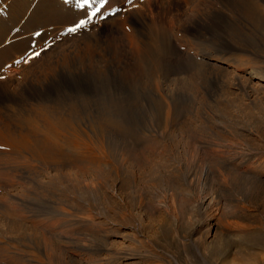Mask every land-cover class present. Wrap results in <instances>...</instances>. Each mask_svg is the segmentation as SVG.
Here are the masks:
<instances>
[{"label":"rangeland","instance_id":"1","mask_svg":"<svg viewBox=\"0 0 264 264\" xmlns=\"http://www.w3.org/2000/svg\"><path fill=\"white\" fill-rule=\"evenodd\" d=\"M41 1L42 0H0L1 32L6 31L9 34L13 32L17 34L23 33L17 38V41H20L36 36L34 35V32L39 31L41 33L43 31H47L45 32L47 33V35L39 40L36 44L32 43V47H29L25 51L18 53L17 56H11L10 59L5 60V62L0 67V70L5 67V65H10L6 70V73L4 74V77H6V79L11 78L14 81L23 80L24 72L28 68L31 69L35 67L38 62L43 64L47 60L46 55H48V52L50 50L53 51L57 48V50H55L54 52L61 51L63 47H65L61 46V44L65 40H81L82 38H84L85 41L83 43L89 42L93 33L101 29L99 27L103 22L105 23H103L102 25L112 24L116 21V23H120L123 30L125 31V40L128 43L133 42L134 35L138 34V27H136L135 24H131L126 20L124 22H121L120 18L116 16L118 14H122L121 12H118L115 15H109L107 16V19H101V14H103L104 11L108 10L107 6L106 9L102 10V13L99 14L98 17L93 18L91 23L81 29H78L76 32H69L67 30L68 28L74 27L75 23H78L79 20L87 18L82 14L85 13L87 9H78L75 6V0H56V6L59 8L58 10L60 12L59 14L64 16V18H62L63 23L50 27H45L44 23H41L38 26H43V30H36L38 26H36L37 18L34 16V11L37 4L41 3ZM213 1H217L215 2L217 8L214 7L213 10L209 9L208 7L209 12L207 11L204 13V16L207 17V20L204 17L205 20L203 19L200 22V25L202 24L201 26H203V28L205 27V31L208 29V32L203 35V37L205 36V38H203V40L205 41L203 42L208 43V46L213 44L211 47H214L217 52H221L224 55L226 54L230 57H237L239 55L245 56L246 54H248V57L250 56V58L252 57L257 60H259L260 58L259 62L262 61L264 63V27L263 29H260V26L264 25L262 23L264 19V17H262L264 14L262 13H264V9L261 6L262 4L264 5V2L260 0H252V2H248V0H233L228 3L223 0ZM114 7L118 8V6ZM230 11L232 12L230 13ZM260 11L263 12L260 13ZM255 12H257L259 15L257 13L255 15ZM253 14L256 17L251 16ZM223 15L224 17H222ZM237 15H239L238 18ZM259 18L262 19L261 24L259 22ZM248 19L252 24H250ZM226 21L228 22V24L226 23ZM254 21H257L258 23L256 22V24H254L253 26ZM241 22H243L244 26L246 25L245 30ZM97 24H100V26H97ZM224 24L227 25L226 28ZM230 24L231 27H229ZM239 24H241V27L239 26ZM259 24L260 26H258ZM256 25L258 26L257 30L260 35H258L257 30H255ZM248 27H251L252 29L255 27L253 29L255 32L251 28V30H249ZM53 28L55 30L51 31V29ZM25 29L26 32H24ZM238 30H241L240 33L238 32ZM242 32H248L246 34L247 36ZM252 32H254V34ZM213 33L214 35H212ZM236 33H238L240 37H238L239 35ZM243 35L246 39L243 37ZM256 36L261 39L259 40ZM189 37L190 36H187L189 40L191 39V41H193V39ZM213 37L214 41L210 40ZM255 40L257 41L255 42ZM216 42L219 45L223 44V48L221 46L219 47ZM188 45L190 46V52L194 55L195 59L197 58V61H200L202 59V61L206 59L213 60V58H209L203 51H201L199 54V51L196 50V46L194 45V43L191 42ZM234 46L237 49L239 48L238 50H240V52H243L244 55L240 52V54H238V50ZM248 48L251 50V52ZM182 49L185 50L184 47ZM216 50L212 49L209 51ZM252 50H254L255 52H253ZM258 52H262L263 54L261 55ZM36 53H39V55H35ZM255 55H257L258 57ZM192 59H194L193 56ZM17 61H19V63H17ZM131 61H134V58H132ZM128 63L129 62L127 61V66L123 63H120L121 66L120 64H117V67L116 63L115 65H106V69L104 68L103 70H100L101 72L99 70L95 71L93 69H85L81 73H73L74 76L72 74L68 77L59 78L57 79V82H59L62 91H65L64 93H73L76 101H78V103L76 102V110H78H75L74 115H76L72 117L73 119H75V124L80 118L82 119L81 121H79L81 123L78 122L76 124V128H78L76 130H79L78 132H81L82 128H86L85 130H88L86 125L84 124L90 121L91 124L93 122H96L93 123L94 125L92 124V126H94L92 127V130H95L97 135L101 134V131H99V129L102 130L106 126L105 131H102V137L105 138L107 136L109 138L103 139L105 142L106 140L107 142L109 141V143L112 142L110 147L113 150L119 151L116 150L118 147L117 143L119 145L120 142L121 149V145H124V143L127 144V142L130 141L131 144L133 143V149H137L138 151H135L141 154V156H144L143 160H130V162L127 161L128 163H125L126 168L125 166H123L117 172L116 165L110 167L111 165H108L105 162H100L98 164V158L95 157V159H92L91 154L85 156V154L87 153L84 152L85 149H83L82 147V152L81 149L78 151L75 150L76 154L79 153L78 155L81 156V154L83 153L86 157L85 158L82 155V161L85 158L84 162L90 163V165L89 163H79L80 156L78 157L77 155V160L79 158V162H77L79 164V167H76V170L78 169L76 172L79 173V175H76V179L79 176V181L83 180L84 182V180H86L87 182H90L89 185L92 184L93 187H96L95 189H91L92 192L89 191V195L87 194V190L83 193L80 192L84 190L82 189V187H80L82 190L79 189L80 191H78L81 194L75 192V195L77 194L76 201L78 202V208H76V210H78L79 214H77L76 211L77 215L75 214V221L72 223V226H69L72 228V230H70L71 232H73L72 235L70 234V232L69 237L67 235L68 233L59 231L58 235H60L61 232H64L63 234H61V236H65L61 237L57 235L59 240L61 239L59 241L57 237L55 238L52 235L53 232L51 233L52 236L48 234L53 239L55 238L52 241L53 243L56 242L55 244L59 246L60 250L57 249V246L55 249L58 250V252H51V254L46 255L50 252V250L49 248L44 247L48 244L44 239L42 240V238H44V235L47 236L45 232H42L44 233V235L42 233H38V231L36 232V230L39 228L38 226H36L37 229L34 227L36 230L32 227L31 231V227L29 226L27 228V230L29 229L28 232L26 233V229V231H24V233H26L27 235H21L23 231L22 233L20 232V229L22 230V228L17 222L19 220L16 217L12 216L10 218V222L6 224V219H4L2 215H0V236L2 235L1 237L5 239L3 234L5 232L6 234L9 232L11 234L8 233V235L12 240L10 243L12 245L8 243L9 250L11 251H9L10 253L8 252L9 254L7 253L5 257H0V264H9V262L11 263V260L12 262L14 261L18 264H24V262L25 264L26 262L27 264H29V261L33 264H41V260L45 261V263H43L44 261H41L42 264H177L174 260H170L167 257H164L162 252L174 254L180 264H264V168L260 169L262 170L260 174L242 173V175L240 174V171L236 170L235 168L233 169V166L225 159L214 156L210 157L211 154H209L210 149L213 148H231L233 151H237L236 156H238L237 158L240 159L244 158L246 160V158H255L259 155H262L264 158V85L258 83H256V85L249 83V81L252 79L251 73H249L250 71H248L249 69H243L242 67L240 68V66L237 67L234 65H228L227 63L223 62V68L217 69L215 67V70L213 69L212 71L209 66H207V68L206 66L202 65H198L197 67H195V65L192 66V64H190V69L187 67V76L189 78L187 77V80H185L187 82V86H184L186 82L183 80L181 82L179 80L175 81L176 84L175 82L172 83V86L173 84H175L174 86L176 90H172L175 95L173 93V95H171L172 97H162L161 94L159 95L154 89L159 78L156 71L148 64L147 66H145L146 64L144 65L145 69L144 67L138 69L136 63L135 66L132 67H129ZM262 68H264V66ZM192 69L194 71H197L194 72ZM119 70L120 72H118ZM139 70L141 71V73ZM142 70H144V76L141 75ZM190 71L191 73H193V75L194 73L195 75L197 74V76L194 75L196 78L192 76ZM209 71L211 72L209 73ZM214 71H216V73ZM227 71H229V73ZM184 73H186L185 69L184 71H179V74ZM139 74L140 76H138ZM213 74L217 75L213 76ZM107 75L109 77H107ZM131 75L134 76L131 77ZM201 75H203L205 78H203V76ZM117 76L121 78L120 82L118 81L119 78ZM191 76L197 81H193V79L190 78ZM247 76H249V78ZM206 77L209 79H207ZM113 78L116 79L113 80ZM133 78L136 79L134 80ZM189 79L192 80L190 81ZM216 79H220L221 81H217ZM101 80L104 82H102ZM129 80L130 82H132L131 80H133L132 84L129 82ZM116 81L120 83V86ZM138 82L143 83H140L139 86L137 85ZM201 83L203 85L206 84L204 85L206 88L205 92L203 90L204 86H202ZM123 85L125 89L122 88ZM125 85H130L131 88H128ZM146 85L148 86V88L150 87V90ZM176 86L180 87V89ZM183 86L187 89L183 88ZM97 88H99V90ZM181 88L183 89V91L181 90ZM102 89H104L105 92H102ZM108 89L110 90L108 91ZM118 90L120 93L117 94ZM13 92L16 93V91ZM101 93L104 94L102 95ZM112 93L116 94L115 97ZM105 94L106 97L108 96V99L103 97ZM118 95L120 96L118 97ZM181 95L183 96L181 97ZM111 96H113V98ZM122 96L124 98H122ZM92 97H94V99ZM95 97L97 99H95ZM128 97L129 102H127ZM172 98L174 100H172ZM123 99V104H125L124 106L122 105ZM83 100L86 102H84ZM88 100L89 102H87ZM84 104L86 105L84 106ZM96 104L99 106H97ZM132 104H134V106ZM117 105L119 107L118 109ZM83 107L85 109L88 108L87 110L90 111H87L88 113H86V110H83ZM168 108H171L172 110H169ZM119 109L120 113L117 114L116 111H118ZM109 110H111V112ZM167 111L172 112H170V114ZM76 112L80 115L78 116ZM89 115H92L93 117H90ZM77 116L81 117L78 118ZM75 117L78 118L77 121V118ZM103 118H106L105 120L107 121L104 122ZM99 119H102L101 122ZM98 122L100 124H105L100 125ZM107 124L109 127L108 129H106ZM77 125L79 127H77ZM82 125H84V127H81ZM96 125H98V128L99 125L105 126H102V128L98 129ZM117 127H120L121 131L120 128L118 129ZM94 132H92L93 135ZM121 133L125 135L127 137L126 139L128 140L123 138V141L122 137L125 136H123ZM64 135L61 134V137ZM119 135L121 138L119 137ZM62 138L60 139L61 141ZM120 139H122L121 141L123 143L119 141ZM64 142L66 144H64ZM51 145L53 146L52 151L56 152L58 155L60 154L61 156L66 158H70V156H73V151H71L73 149L70 148L65 138L61 143L59 141L57 144L52 143ZM129 145H126V147L128 146L131 149V146ZM1 147L2 146L0 144V149ZM126 147L124 148L126 149ZM190 147L196 148V151H198L199 153L195 154L196 156L194 155L193 157H191L189 155V150H191ZM87 159H92L93 162L88 161ZM94 160H96L98 165L95 164L96 162ZM14 162L20 163L16 160ZM80 164H82V168L80 167ZM84 164L89 165L88 167L86 166L87 168L85 167L88 171H86V169L84 168ZM0 169H3V166H1ZM177 180L179 183L177 182ZM182 184L183 187H186L187 190L182 187ZM177 185L179 186V188L182 187L180 191L184 189L183 197H187L191 200L190 204H187V208L183 207L182 209L177 205L179 203V188ZM174 189H176L178 193ZM213 192L215 193V195H217L215 196L214 194H212ZM208 194H212L216 197V201L214 200L212 205L215 208L217 206V209L219 208L217 216L213 217L210 220V230H207V228L205 227V222H207V220H205V222L204 220H202L199 214L200 207H198L199 205L196 201V199H200ZM77 196H79L78 199ZM46 199V201L33 200L32 203H29L30 212L37 211L38 213V210H40V215L39 213L35 214L33 212V214L39 215V218L40 216H43V214L44 217L47 215H49L48 217H50V215L53 216L52 212L54 211V214L57 215V218H60V215H62L61 217H64L65 211H61L64 209L63 207H68V204L65 203L66 201H61L62 203H58V205L62 206V210L60 208L61 206L58 207L60 208V212H58L55 208L57 204H55V206L53 207L54 201L55 203H57L55 198L52 197V199ZM86 199L89 200L90 205ZM50 201H52L51 204L53 203V205L50 204ZM171 202H174L175 207L177 209L180 208L178 210H181V216L178 222L174 221L167 215L164 207L156 210L151 208L152 203L165 204ZM41 203L43 204V208L41 206ZM46 203L48 205L50 204L49 207ZM34 205L35 208H33ZM88 205L91 206V208ZM46 206L50 209H48ZM83 206H88L90 208L89 210H92V212L88 214V216L85 214L88 210H86V212L84 211L85 216H82ZM32 208L33 210H31ZM51 208L54 210L52 211ZM41 209H43V211ZM47 210H50L49 212L51 214ZM194 210L196 211V213ZM41 211H45L49 214L42 213ZM90 211H88L87 213H89ZM192 211L196 215L195 218L191 217ZM76 216L79 217L77 218ZM88 217H91V222L85 223L86 221L90 220ZM29 223L31 224V226L33 225L31 220L29 221ZM1 225H5L4 229L7 230L8 228H10L11 230L9 229L8 231H6ZM12 230L14 231V233L12 232ZM43 230L46 231L45 228H43ZM29 231L34 232L35 234H28ZM39 232L41 231L39 230ZM37 233L41 238L37 237ZM54 233L57 234L58 232ZM32 238H36L37 240H39V243H44L46 245L42 244L41 246V244H38L37 240H33ZM143 238L151 240L155 251L146 246ZM1 239L0 248L4 247V244L7 243L5 240L2 239V241ZM63 239L67 240L64 241ZM30 240H33V242ZM34 241L37 242L35 243ZM61 241L65 243H62ZM68 243H70L71 246L68 245ZM194 244L197 246H195ZM38 245L42 247V251L46 249L47 252H42L41 247H38ZM32 247L36 250L39 248V250L41 251H39L40 253L46 254H42L43 256L41 254V256H37L36 254H39L38 250V253L34 249V251H30ZM67 247L71 250H68ZM196 247L201 250L200 253L196 252ZM32 251L33 257L31 256ZM59 251L61 252V255ZM19 252L22 255L19 254ZM13 254L14 256L16 255L15 257H18L19 260L16 259ZM46 256H49L50 259L52 258L51 256H53V263L51 262L49 257L47 258ZM8 257H12L9 262ZM19 257L21 259H24H22L23 263L20 262ZM27 257H29L30 259ZM42 257H44L46 260L44 258L42 259ZM4 258H6L5 261ZM13 258H15V260H13ZM31 258H34L33 261ZM35 258H37L38 260L41 259L38 261L39 263L36 262L37 259ZM16 260L19 262H17Z\"/></svg>","mask_w":264,"mask_h":264},{"label":"bare ground","instance_id":"2","mask_svg":"<svg viewBox=\"0 0 264 264\" xmlns=\"http://www.w3.org/2000/svg\"><path fill=\"white\" fill-rule=\"evenodd\" d=\"M223 1H226V3H228V2H231L233 0H223ZM257 1H259V0H257ZM260 1L264 2V0H260ZM215 2H217V1H213V0H144V1L133 0V4L128 5L127 0H111L110 3H111L112 7L118 6V8L127 9L126 11H120L122 14L116 15L120 18L121 22L122 21L124 22L126 20L129 23L135 24L136 27H138V34L134 35L133 42H131V43L129 42L130 44L125 40V31L123 30L120 23H116L117 22L116 21L115 23H112V24L102 25L103 23H105V22H103V23H101L102 27L100 26V24L99 25L97 24V26H100L99 28H101V29L99 31L93 33V35L91 36V40H89V42L83 43L85 41L84 38H82L81 40H78V39L69 40V41L65 40L61 44V46H65V47H63V49L61 51L54 52L55 50H57V48L54 49L53 51L50 50L48 52V55H46L47 60L43 64L38 62L35 65V67H33L31 69L28 68L24 72L23 80H21V81H14L11 78L6 79V77H4L6 70L10 66L9 64L5 65V67H3L0 70V114H2V115H0V144L3 147V148L1 147V149H0V167L3 166V169H0V215H2L4 217V219H6L5 220L6 224H8L10 222V220H11L10 218L12 216L16 217L19 220L17 222L20 224V227L22 228V230L19 228L20 232L22 233V231H23V233L21 235H25L28 232L29 229L27 230V228L29 226L31 227V231H32V227L36 228V226H38L39 228L40 227L42 228V229L36 228L37 230L35 228L34 229L36 230V232L38 231V233L45 232V234H47V236H46V235H44V233H42L44 235L43 236L44 238H42V240L44 239L46 241V243L48 244L47 245L48 247L47 246H44V247L49 248L50 252L47 254L46 253H44V254L40 253L43 250L41 247L42 244L43 245H46V244L39 243V240L36 239L37 237L41 238V237H39L38 233H37L38 236L36 238H34V239L32 238V239L37 240L38 244H41V246L38 245V247H41V251L38 248L37 250H38V252L39 251L40 252H39V254H36L37 250L33 247H32V249H30V251L34 249L36 251L35 254L37 256L40 254L41 255L42 254L43 255H45V254L49 255V254H51V252H53V253H55L56 251L58 252V250L55 249L58 245L55 244L56 242L53 243L52 240H54L57 237V235L59 234V231H64L65 233H68L67 234L68 236L70 234L72 235L73 232L70 231V230H72V228L69 226H72L73 225L72 223L75 221L76 211H77V214H79L78 210H76V208H78L77 207L78 202L76 201V195L77 194L75 195V192L78 194H81L78 191L84 189L83 191H80V192L83 193L87 190V194H88L89 191L92 192L91 189H93V188L95 189V187H96V186L93 187L92 184L89 185L90 182H87L86 180H84V182L86 181L85 183L83 182V180L79 181V179H78V178H80L79 176L77 178L78 180L76 179V177H77L76 175L77 174L79 175V173L76 172L78 170V169L76 170V167H79L78 166L79 164L77 163V162H79L78 161L79 158L77 160V155L79 153L76 154L75 150L78 151L81 149V152H82V150L85 149L84 152L87 153V154H85V156H88L91 154L92 159H95V157L98 158L99 161L96 159L98 161V164L100 162L101 163L105 162L106 164L111 165L110 167H113L114 165H116V168H117L116 171L117 172H118V170H120L123 166H125L128 163L127 161H129V162H130V160L131 161H133V160L141 161L144 158L143 155L141 156V154H139L135 151L137 149H135V150L133 149V146H132L133 143L131 144L130 141L127 142V144L124 143L125 146L121 145V147H122L121 149H120V142H119V145L117 143L118 147L116 150H119V151L113 150L110 147L112 142L109 143V141L107 142V140H106V142L104 141V139H109V138L107 136L105 138L102 137V135H103L102 131L103 130L105 131L106 126L104 125L105 126L104 127L102 125L104 127V129H102V130L99 129V128H102V126H100V125L105 124V123L100 124L98 122L100 124L99 128H98V125H96V127L99 129V131H101V134H100L101 136L99 134L97 135L95 130H94L95 132L92 130V127H94V126H92V124L96 123V122H93L91 124V121H90V122L84 124V125H86L88 130H85L86 128L85 129L82 128L83 132L81 131L82 132V137H81V132H78L79 130H76V129H78V128H76V124L82 120L80 118L81 116L78 117L80 114L76 112L78 114L77 117L80 118L78 120V118L75 117V118H77L76 121L78 120L76 122V124L74 121L75 119L72 118L73 116L76 115V114L74 115V113H75L76 106H77L76 102L78 103V101H76L73 93H64L65 91L64 92L62 91V88H61L59 82H57V79L62 78V77H68V76L72 75L73 73H79V72L81 73L85 69H87V70L93 69L95 71L96 70L100 71V70H103L106 65H111V64L115 65V63H116V67H117V64H120V63H123L126 65L127 61L129 62L128 63L129 67L135 66V63H136L138 66V69H141L142 67H144V69H145V66H147V64H148L156 71L157 75L159 76L158 82H156L157 85L154 88L155 91L159 95L161 94L162 97H165V96L166 97L167 96L172 97L171 95H173V93H174L172 90L175 89L174 85L176 84L175 81L179 80L181 82L182 80L183 81L187 80V77H188L187 76V74H188L187 73V67L190 69V67H189L190 64H192V66L195 65V67H197L198 65H202V66H206V68H207V66H209V68H211L213 71V69L215 70V67L217 69L223 68L224 65L222 63L225 62L228 65H234L237 67L240 66V68L242 67L243 69L244 68L249 69L248 71H250L249 73H251V76H252V79L251 80L249 79L250 80L249 83H252L255 85H256V83L264 85V68H262L264 66V63L262 61L259 62L260 58H259V60L254 59L252 57L250 58V56L248 57V54H246L247 56L246 55L245 56L239 55L237 57H230V56H227L226 54L225 55L222 54L221 52L220 53L217 52V50L214 47H211L213 44L208 46V43L203 42V41H205V40H203V38H205V36L203 37V35L206 34V32H208V29L205 31L204 30L205 27L203 28V26H201L202 24L200 25V22H201V20L204 19V17L207 20V17L204 16V13L207 11L209 12L208 7H209V9H213L214 7L217 8L216 7L217 5ZM248 2H252V0H248ZM222 4H224V3H222ZM225 5H227V4H225ZM261 6L264 9V5L262 4ZM224 7H226V6H224ZM58 9L59 8L56 6V0H42L41 3L37 4L36 9L34 11V16L37 18L36 26H38L41 23H44L45 27H48V26L50 27L53 25L63 23L62 18H64V16L59 14L60 12ZM263 9H261V10H263ZM231 12L232 11H230V13ZM257 12H255V15ZM262 12L260 11V13H262ZM230 13H229V15H230ZM235 14H237V13H235ZM262 14H264V13H262ZM224 15L222 17H224ZM247 15H249V14H247ZM255 15L253 14L251 16H255ZM116 16H115V18H116ZM238 16L239 15H237V18H238ZM262 17H264V15ZM213 19H214V17H213ZM259 19H257V20H259ZM221 20H223V19H221ZM255 20H256V18H255ZM261 20L262 19H260V21H259L260 24H261ZM238 21H239V19H238ZM245 21H243V22H245ZM243 22H241L242 26H244ZM249 22H250V20H249ZM256 22L255 21L253 22V26H254V24H256ZM226 23L228 24L227 21H226ZM262 23L264 24V19H263ZM250 24H252V23L250 22ZM260 24L258 26H260ZM237 25H238V23H237ZM249 25H247V26H249ZM97 26H95V27H97ZM226 26L227 25H225V28H226ZM239 26L241 27V24H239ZM245 26H244V30H245ZM258 26L256 25L255 26L256 28L254 27L255 30H257ZM229 27H231V24L229 25ZM260 27H261L260 29H263L264 25L263 26L261 25ZM250 28H249V30L252 29V28L251 29ZM232 29H233V27H232ZM27 30H28V28H27ZM36 30H43V26H38L36 28ZM54 30H55L54 28L51 29V31H54ZM51 31H48V32H51ZM240 31L238 30L239 33H240ZM246 31H247V29H246ZM24 32H26V29ZM45 32H47V31L41 32L43 34H41L39 36H33V37L27 38L25 40L17 41V38L19 37V35H22L23 33L17 34L15 32H13V33L9 34L6 31H4V32L0 31V67L5 62L6 59H10L11 56H17L18 53H21V52L25 51L26 49H28L29 47H32L33 44H36L39 40L44 38L47 35V33H45ZM254 32H252V33L254 34ZM242 33H244V32H242ZM247 33L245 32L244 34L246 35ZM220 34H222V33H220ZM236 34H238V33H236ZM257 34L260 35L258 30H257ZM212 35H214V33ZM187 36H190L194 42L191 41V39L189 40L187 38ZM235 36H237V35H235ZM238 37H240V35ZM243 37L245 38L244 35H243ZM263 37H264V35H263ZM206 38H207V36H206ZM258 39L260 40L261 38H258ZM187 40H188V44H190L191 42L194 43V45L196 46V50L199 51V54L201 51H203L209 58H213V60L206 59V60L202 61L203 60L202 59L200 61H197V58L195 59L194 55L190 52V49H189L190 46L187 44ZM210 40L214 41V37ZM240 41H242V40H240ZM256 41L257 40H255V42ZM218 46L219 47L221 46L223 48V44H221V45L218 44ZM263 46H264V44H263ZM183 47L185 48V50L182 49ZM212 49H214L216 51H209ZM249 50H248V52H249ZM252 51L255 52L254 50H252ZM239 52H240V50H238V54L243 53V52H240V53ZM250 52H251V50H250ZM263 52H264V50H263ZM258 53H260V52H258ZM260 54L262 55L263 53L261 52ZM260 54H259V56H260ZM243 55H244V53H243ZM257 55H255V56H257ZM192 56L194 59H192ZM132 58H134V61H131ZM262 63H263V65H262ZM120 66H121V64H120ZM122 66H124V65H122ZM212 67H214V68H212ZM184 69H185L186 73L179 74V71L180 70L184 71ZM108 70H110V69H108ZM113 71H114V68H113ZM136 71H137V69H136ZM143 71L144 70H142L141 75H143V73H144ZM196 71H194V72H196ZM118 72H120V70ZM210 72L211 71H209V73ZM214 72L216 73V71H214ZM227 72L229 73V71H227ZM83 73H85V72H83ZM105 73H104V75H105ZM128 73H132V72H128ZM140 73H141V71H140ZM190 73H191V71H190ZM114 74H116V73H114ZM191 74H192V76L195 75V73H194V75H193V73H191ZM214 75H217V74H213V76ZM219 75H221V74H219ZM73 76H74V74H73ZM133 76L131 75V77H133ZM138 76H140V74ZM146 76H147V74H146ZM192 76L190 78H192ZM195 76H197V74ZM201 76H203V75H201ZM107 77H109V76L107 75ZM121 77H122V75H121ZM247 77L249 78V76H247ZM195 78H192L193 81L195 80ZM203 78H205V77L203 76ZM97 79H100V78H97ZM115 79L116 78H113V80H115ZM120 79L121 78H119V80H118L119 82H120ZM133 79L135 80L136 78H133ZM207 79H209V78H207ZM138 80H141V79H138ZM204 80H206V79H204ZM219 80H217V81H219ZM118 81H116V82L118 83ZM131 81L133 82V80H131ZM195 81H197V80H195ZM102 82H104V81H102ZM129 82H130V80H129ZM132 82H130V83L132 84ZM174 82H175V84H173V86H172V83H174ZM121 83H123V82H121ZM135 83H136V81H135ZM140 83L138 82L137 85L140 86ZM202 83H203V81H202ZM202 83H201L202 86L206 85V84L203 85ZM204 83H208V82H204ZM118 84L120 86V83H118ZM181 85H184V84H181ZM125 86L128 88L129 87L131 88L130 85L129 86L125 85ZM146 86H143V87H146ZM152 86H154V85H152ZM184 86H187V82ZM184 86H183V88H186ZM176 87H178V86H176ZM122 88H124V85ZM147 88H148V86H147ZM178 88L180 89V87H178ZM97 89L99 90V88H97ZM117 89H118V87H117ZM103 90L104 89H102V92H105V90L104 91ZM109 90L110 89H108V91ZM181 90L183 91L182 88H181ZM203 90L205 92V90H206L205 86H204ZM13 91H16V93ZM207 91H209V90H207ZM93 93H95V92H93ZM118 93H120L119 90H118L117 94ZM183 93H185V92H183ZM112 94H114L113 96L115 97L116 94L115 93H112ZM206 94H207V92H206ZM174 95H175V93H174ZM113 96H111V97L113 98ZM119 96L120 95H118V97ZM182 96L183 95H181V97ZM103 97L107 98L108 96L106 97V94H105ZM92 98L94 99V97H92ZM122 98H124V97L122 96ZM88 99H90V98H88ZM95 99H97V98L95 97ZM172 100H174V99L172 98ZM84 102H86V101H84ZM87 102H89V100ZM127 102H129V97H128ZM123 103H124V99L122 102V105L124 106L125 104H123ZM86 104H84V106ZM117 104H119V103H117ZM132 105L134 106V104H132ZM97 106H99V105H97ZM87 107H88V105H87ZM118 108L119 107L117 105V109ZM84 109L85 108L83 107V110ZM87 109H85L86 113H88L87 111H90ZM89 109H90V107H89ZM108 109H110V108H108ZM168 109L170 110L171 108H168ZM91 110H92V108H91ZM109 111L111 112V110H109ZM119 111H120V109L118 111H116V113L117 114L120 113ZM124 112H125V110H124ZM167 112L170 113L172 111H167ZM91 113H93V112H91ZM127 114H129V113H127ZM130 114H132V113H130ZM87 116H88V114H87ZM170 118H171V116H170ZM105 119H104V122L107 121ZM88 120H90V119H88ZM93 120H94V118H93ZM101 120H100V122H101ZM79 123H81V122H79ZM112 124H113V122H112ZM79 125H81V124H79ZM84 125H82L81 127H84ZM77 127H79V126L77 125ZM108 128L109 127L107 124L106 129H108ZM110 129H111V127H110ZM99 131H97V132H99ZM120 131H121V128H120ZM92 132H94V135L92 134ZM61 134L66 135V136L64 135L62 137H64L67 140V143L69 144L70 148L73 149V150H71V151H73V156L72 157L70 156V158L63 157L60 154L58 155L56 152L52 151V147H53L51 145L52 143L57 144L59 141L61 143L64 140V138L61 137ZM104 134H105V132H104ZM123 136H125V135H123ZM119 137H120V135H119ZM61 138H62V141L60 140ZM110 138H111V136H110ZM123 138L126 139L127 137L125 136V137H122V139ZM129 138H132V137H129ZM122 139H120L119 141H121ZM126 140H128V139H126ZM126 140H125V142H126ZM123 141H124V139H123ZM121 143H123V142L121 141ZM128 143L131 145H129ZM64 144H66V143L64 142ZM126 145L131 146V149L128 146L126 147ZM113 146H114V144H113ZM123 146L126 147V149ZM92 149H95V150H92ZM198 153L199 152L196 151V148H194V147L191 148V150H189V155L191 157H193L195 154H198ZM209 154H211L210 157L214 156V157H219V158L225 159L226 161H228L233 166V169L235 168L236 170L240 171V174H242V173L243 174L244 173H246V174L247 173H249V174L250 173L260 174L262 172V170H260V169L264 168V158L262 155H259L258 157H255V158L249 157V158H246V160L244 158L240 159V158H237L238 156H236L237 151H235V150L233 151L231 148H226V149L225 148L224 149L223 148H221V149H218V148L214 149L213 148V149H210ZM82 155L84 156L83 153L81 154V156L78 155V157L80 156V162L79 163H89V162H84V160L86 158L85 156H84L85 158L83 159V161L81 160L83 158ZM89 157H87V158H89ZM92 159H87V160L93 162ZM222 159H219V160H222ZM15 160L20 162V163L14 162ZM96 160H94V161L96 162ZM16 163H17V165H16ZM95 164L98 165L97 162ZM81 165L82 164H80V167H81ZM89 165H90V163H89ZM89 165H85L84 168L86 166L88 167ZM125 168H126V166H125ZM89 169H90V167H89ZM86 171H88V170L86 169ZM173 178H174V176H173ZM191 179H193V178H191ZM177 182H178V180H177ZM177 182H176V184H177ZM173 183H171V184H173ZM90 186H91V188H90ZM80 187H82V189ZM182 187H183V184H182ZM182 187L179 188V186H178L179 193L177 192L176 189H174V190L178 193V196H179V203L177 205L183 209V207L187 208V204H190L191 200L187 197H183L184 189H186V187H183L184 189L182 191H180V189ZM212 194L215 195L214 192ZM212 194L211 195L208 194L206 196H203L200 199L195 198L196 201L198 202V205H199L198 207H200L199 208L200 209L199 214H200L202 220H204V222H205V220H207V222H205V227L207 228V230H210V220L213 217H216L218 212H219V210H218L219 208L217 209V206L215 208L212 205L213 201L214 200L216 201L215 196L217 194L215 196ZM52 197L55 198L57 203H55V201L53 200L54 205H53V203L51 204L52 201H50V204L53 205V207L55 206V204H57L55 206V208L58 212H60V210H59L60 208L62 210V206L58 205V203H62L61 201H66L65 203L68 204V207H63L64 209L61 211V212L65 211L64 217H61L62 215L59 216V214H61V213H59L58 216L60 218H57L56 217L57 215L54 214L55 211L52 212L54 210V209H52L53 207L51 208L52 209L51 212H52L53 216L50 215V217H48L49 215L44 217V214H43V216H40V218H39V215H40L39 211L40 210H38L39 215H35V214H38L37 211L36 212L33 211L35 214H33V212H30V207H29L30 204L29 203H32L33 200H35V201H37V200L46 201L47 200L46 198L52 199ZM78 197L79 196H77V199H78ZM87 201L90 205L89 200H87ZM49 205L47 204L48 207H49ZM209 205H211V206H209ZM41 206L43 208L42 203H41ZM59 206H61V207L58 208ZM65 206H67V205H65ZM85 206H83V210H82L83 215L82 216H85V214L88 216V214H90L92 212V210L91 211L89 210L91 208V206H89L90 208L88 206L87 207H85ZM161 207H164L165 212L167 213V215L170 218H172L174 221L178 222V220L181 216L180 215L181 210H178L180 208L177 209L175 207L174 202L173 203L172 202L171 203H165V204H163V203L162 204L161 203H152L151 204V208L154 210L160 209ZM33 208H35V205L33 206ZM33 208L31 210H33ZM48 209H50V208H48ZM41 210L43 211V209H41ZM86 210H88L90 212L87 213L88 211L86 212ZM45 211L42 213H47ZM47 211L49 212L50 210H47ZM84 211L86 212L85 214H84ZM49 213H47V214H49ZM191 213H192L191 217L195 218L196 215L193 213V211ZM195 213H196V211H195ZM82 216H80V217H82ZM41 217H44V218H41ZM76 217L78 218L79 216H76ZM77 218H76V221H77ZM88 218L90 220L86 221L85 223L91 222V217H88ZM197 218H198V215H197ZM30 220L32 221V224H33L32 226L29 223ZM85 220H87V219H85ZM1 226H3V225H1ZM4 226H3V229H4ZM43 228H45L46 231H44ZM9 229L10 228H8L7 230L6 229H4V230L8 231ZM35 230H34V232H35ZM39 230L41 232H39ZM24 231H26V233H24ZM12 232L14 233L13 230H12ZM34 232L29 231L28 234L34 233ZM46 232H49V233H46ZM52 232H53L52 235L55 237L54 239L51 237ZM54 232H58V233L56 234ZM8 233L6 234V232H5L3 234L5 239L3 237H1L2 235L0 236L3 240H5L7 242L4 244V247L0 248V257H2V256L5 257L6 254L9 251H11V250H9L8 243L10 244L12 240H11V237H9ZM63 233L61 232L60 235H58V236H61V234H63ZM0 234H1V232H0ZM9 234H11V233H9ZM48 234H50L51 236ZM54 234H56V235H54ZM61 237H65V236H61ZM33 240H30V241L33 242ZM58 240H59V238H58ZM65 240H67V239H65ZM143 241L145 242L146 246H148L151 250L155 251V248L153 247V244H152L150 239L143 238ZM40 242H41V239H40ZM62 243H65V242H62ZM10 245H12V244H10ZM68 245L71 246L70 243H68ZM195 246H197V245H195ZM57 249H59V246L57 247ZM69 249L70 248H68V250ZM196 249H197L196 252L200 253L201 250L197 247H196ZM33 251L31 252V256H32ZM20 252H21V250H20ZM20 252H19V254H21ZM42 252H47V251H46V249H44V251H42ZM59 253L61 255L60 251H59ZM69 253H70V251H69ZM162 253H163L164 257H167L170 260H174L177 264H180L177 257L174 254H171L168 252H162ZM13 256H14V254H13ZM12 257H8L9 258L8 262L12 259ZM21 257H23V256H21ZM46 257L48 258L49 256H46ZM51 257L53 258V256H51ZM15 258H13V260H15ZM27 258H29V257H27ZM38 258H40V257H38ZM43 258L44 257H42V259ZM52 258L50 259V257H49L51 262H52ZM5 259L6 258H4V261H5ZM16 259H18V257ZM22 259L20 258L21 263H23V260H24V259L23 260ZM33 259H32V261H33ZM35 259H37V258H35ZM39 260H41V259H39ZM39 260L37 259L36 262L39 263L38 262ZM41 261H44V260H41ZM41 261H40V263L42 264ZM13 262L11 260V263L9 262V264H12ZM17 262H19V261H17ZM15 263L16 262H14L13 264H15ZM31 263L29 261V264H31ZM43 263H45V261ZM16 264H18V263H16ZM24 264H25V262H24ZM26 264H27V262H26Z\"/></svg>","mask_w":264,"mask_h":264},{"label":"snow or ice","instance_id":"3","mask_svg":"<svg viewBox=\"0 0 264 264\" xmlns=\"http://www.w3.org/2000/svg\"><path fill=\"white\" fill-rule=\"evenodd\" d=\"M128 5L133 4V0H127ZM75 6L78 9H87L85 13H82L87 18L79 20L78 23H75L74 27L68 28L69 32H76L78 29H81L91 23L94 17H97L99 14L102 13V10L108 8L107 11H104L103 14L100 16L101 19L107 18L109 15H115L120 11H126L127 9L112 7L110 0H75ZM34 35L39 36L41 33L39 31L34 32ZM35 55H39L36 53ZM19 63V61H17Z\"/></svg>","mask_w":264,"mask_h":264}]
</instances>
